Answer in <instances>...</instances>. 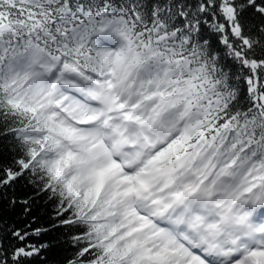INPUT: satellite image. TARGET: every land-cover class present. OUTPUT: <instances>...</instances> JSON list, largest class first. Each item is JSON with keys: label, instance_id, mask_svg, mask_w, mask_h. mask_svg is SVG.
Returning a JSON list of instances; mask_svg holds the SVG:
<instances>
[{"label": "snow or ice", "instance_id": "snow-or-ice-1", "mask_svg": "<svg viewBox=\"0 0 264 264\" xmlns=\"http://www.w3.org/2000/svg\"><path fill=\"white\" fill-rule=\"evenodd\" d=\"M0 264H264V0H0Z\"/></svg>", "mask_w": 264, "mask_h": 264}]
</instances>
